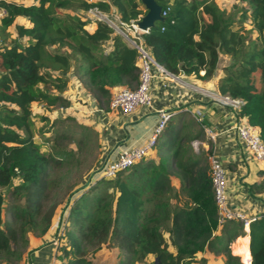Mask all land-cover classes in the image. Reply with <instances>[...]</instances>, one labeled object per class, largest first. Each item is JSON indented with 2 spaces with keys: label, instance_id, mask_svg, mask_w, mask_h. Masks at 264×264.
Returning a JSON list of instances; mask_svg holds the SVG:
<instances>
[{
  "label": "trees",
  "instance_id": "1",
  "mask_svg": "<svg viewBox=\"0 0 264 264\" xmlns=\"http://www.w3.org/2000/svg\"><path fill=\"white\" fill-rule=\"evenodd\" d=\"M156 2L163 20L141 35L153 59L173 74L207 80L227 55L217 92L242 101L236 118L264 144V0H233L231 11L214 0ZM94 7L124 22L146 12L141 0H0V264H22L30 240L55 221L58 264H92L89 254L103 245L120 250L117 264H205L196 257L206 250L222 254L224 264H242L229 247L244 235L242 222L219 223L212 142L194 153L191 142L204 139L203 129L183 112L158 136L157 163L143 158L112 176L92 175L84 164L83 148L98 135L55 110L71 105L67 93L80 86L108 111L114 90L135 89L140 72L138 51L109 26L87 30L85 13ZM36 119L45 134L36 133ZM65 123L79 132L80 149L66 147L74 139L61 130ZM259 174L252 194L264 190V165ZM248 236L250 264H264V212L249 223ZM236 249L243 258V244Z\"/></svg>",
  "mask_w": 264,
  "mask_h": 264
},
{
  "label": "crops",
  "instance_id": "2",
  "mask_svg": "<svg viewBox=\"0 0 264 264\" xmlns=\"http://www.w3.org/2000/svg\"><path fill=\"white\" fill-rule=\"evenodd\" d=\"M96 26L95 22H90L86 28L89 32H93ZM107 44L109 46V42ZM222 56L227 58V55ZM225 65L220 66L219 63L214 76L207 80L194 75L179 73L172 80L166 79L168 87H163L164 80L155 79L152 108L140 107L134 113L126 116L109 112L95 123L81 120V117L77 116L76 118H80L81 122L98 135V143L101 144L102 151L96 159L99 160L100 157L102 159L113 158L122 149L140 146L156 126L159 120L158 110L160 109L172 111V116L183 112L185 119L195 120L193 113L199 108L203 111V119L201 123L195 121L202 129L203 127L211 128L216 133V137L212 141L203 130L204 139H194L191 142L194 153L205 148L206 140L211 141L213 153L222 159L227 171V197L230 206L243 209L246 215L251 218L263 213L264 190L254 194L249 190L252 183L262 180L263 176L259 174V170L263 168V165L250 158L247 152L241 150L232 132L234 122L232 114L207 96L208 92L217 93V82L222 76ZM203 74L204 71H201L200 75ZM70 93H72L71 90L67 94L70 96ZM73 97H70L72 102L76 101V98ZM82 110L84 111L85 108ZM144 158L157 163L160 158L158 147L155 146ZM170 183L173 188L178 189L179 181L175 175L170 176ZM57 230V221H55L53 227L45 235L32 238L22 258V264H50L51 261L56 260ZM243 230L244 235L236 237L229 247L234 255L242 258L236 249L242 243L244 246L243 260L247 261L251 259L248 226ZM93 254L94 257L91 256ZM93 254L88 256V260L92 264H117L120 258L118 248H107L104 245ZM196 258L197 261L204 259L205 264H224L222 254H214L208 250L198 253ZM151 259L152 257L148 256L147 262ZM196 264L201 263L198 261Z\"/></svg>",
  "mask_w": 264,
  "mask_h": 264
},
{
  "label": "built area",
  "instance_id": "3",
  "mask_svg": "<svg viewBox=\"0 0 264 264\" xmlns=\"http://www.w3.org/2000/svg\"><path fill=\"white\" fill-rule=\"evenodd\" d=\"M1 14L2 11H0V15ZM161 15L164 16L165 12L161 11ZM85 18L88 23H105L115 34L120 35L129 46L134 47L138 51L140 69L138 84L133 90L126 87H120L114 90L108 111L102 109L95 99L82 87L75 86L72 93H70V97L74 96L73 98H76V101L72 102L69 106L58 107L55 113L61 117L64 115L74 117L80 116L81 120L95 123L109 112H115L122 116H126L134 113L140 107L152 108L154 99V80L157 78L162 81L164 80V83H162L163 87H168L165 80L174 79L176 74L167 71L163 66L157 63L143 45L141 35L146 33L149 29L143 30L139 28L137 22L141 17L130 20L129 22H124L120 20L119 16L113 11L104 12L94 7L86 11ZM207 96L210 100L226 108L232 114L234 119L232 132L241 150L247 152L249 157L256 162L264 165V144L259 134L255 128L248 125L243 119L236 118V112L242 104V101L227 94L222 95L218 92H208ZM82 108H85V110L83 111ZM202 113L203 111L199 108L193 113L195 120L200 123L203 119ZM158 115L159 120L156 126L140 146L122 149L117 152L113 158L106 157L102 159L99 166L92 172V175L98 173L100 175L112 176L117 170L126 169L147 156L155 147L158 136L161 134L166 122L172 117L173 112L160 109L158 110ZM203 130L212 141L215 140L216 133L213 132L211 128L203 127ZM209 164L219 223L222 224L227 220H237L242 222L243 228H246L255 218L247 216L243 209L230 206L227 197V171L222 159L212 152V154L209 155ZM240 261L242 264H250V259L244 261L240 257ZM50 264H58V262L53 260Z\"/></svg>",
  "mask_w": 264,
  "mask_h": 264
},
{
  "label": "rangeland",
  "instance_id": "4",
  "mask_svg": "<svg viewBox=\"0 0 264 264\" xmlns=\"http://www.w3.org/2000/svg\"><path fill=\"white\" fill-rule=\"evenodd\" d=\"M215 2H216V4L220 7V8H222V9H224V10H226V11H231L232 10V3H233V0H214ZM234 16H235V13L233 14ZM227 58L225 59L223 56L220 58V61H219V63H220V66H222V64H228L229 63V57L228 56H226ZM255 78H256V84H257V86H259V83H258V73H256L255 74ZM35 111H36V115L37 116H39V115H42L41 113H42V109H39V108H35ZM56 115H57V113H56ZM80 117V116H79ZM76 118V117H75ZM77 120H79L80 118H76ZM80 121V120H79ZM35 122H36V133L37 134H39V135H42V134H45V126H43V127H41L40 126V124L38 123V121H37V119L35 120ZM67 123H69V122H67ZM67 123H65L63 126H62V129L61 130H71V129H69V124H67ZM72 124V123H71ZM60 125L57 123V125L56 126H54V128H53V136L55 135V133L57 132V130H58V127H59ZM70 136L74 139V140H67V142H66V147H72V148H77V149H80V146H77V143H75L76 142V139L79 137V132L78 131H74V130H71L70 131ZM92 145L91 144H89V143H87L86 144V146H85V148H83L84 149V151H86L87 153H85L86 154V156H87V154H88V158H89V160L87 161V163L86 162H84V164H87V165H89L91 168H92V172L96 169V167L97 166H99V163H100V161H101V159H102V157H100L99 158V160H97L96 158L97 157H99V155H100V152L102 151L101 150V144L100 143H98V140L97 139H93L92 140ZM82 149V150H83ZM81 150V151H82ZM84 171V170H83ZM56 176V175H55ZM3 193L5 194V191H3ZM90 255L91 254H89V257H90ZM92 257H94V254L93 255H91ZM241 262V261H240Z\"/></svg>",
  "mask_w": 264,
  "mask_h": 264
},
{
  "label": "water",
  "instance_id": "5",
  "mask_svg": "<svg viewBox=\"0 0 264 264\" xmlns=\"http://www.w3.org/2000/svg\"><path fill=\"white\" fill-rule=\"evenodd\" d=\"M141 2L144 4L146 12L137 23L139 28L148 30L154 26L156 22L163 20V16L161 15L162 9L156 0H141ZM3 206L4 196L0 193V227L3 225Z\"/></svg>",
  "mask_w": 264,
  "mask_h": 264
},
{
  "label": "bare ground",
  "instance_id": "6",
  "mask_svg": "<svg viewBox=\"0 0 264 264\" xmlns=\"http://www.w3.org/2000/svg\"><path fill=\"white\" fill-rule=\"evenodd\" d=\"M247 228V227H246ZM243 260V258H241Z\"/></svg>",
  "mask_w": 264,
  "mask_h": 264
}]
</instances>
